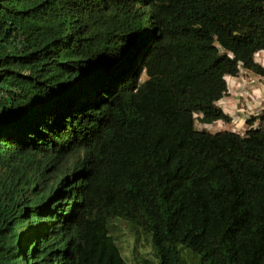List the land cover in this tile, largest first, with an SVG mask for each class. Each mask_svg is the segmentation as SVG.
<instances>
[{
    "label": "trees",
    "instance_id": "1",
    "mask_svg": "<svg viewBox=\"0 0 264 264\" xmlns=\"http://www.w3.org/2000/svg\"><path fill=\"white\" fill-rule=\"evenodd\" d=\"M261 52L264 0H0V264H127L120 222L157 264H264V113L196 127Z\"/></svg>",
    "mask_w": 264,
    "mask_h": 264
},
{
    "label": "rangeland",
    "instance_id": "2",
    "mask_svg": "<svg viewBox=\"0 0 264 264\" xmlns=\"http://www.w3.org/2000/svg\"><path fill=\"white\" fill-rule=\"evenodd\" d=\"M255 59L264 69V56ZM227 82L229 91L218 103V108L230 121L207 126L197 122L198 131H206L213 135L232 132L245 136L251 129L260 128L261 123L257 122L250 126L249 122L264 113V77L242 70L237 77H230ZM112 234L127 264H142L144 261L158 263L151 239L143 235L137 236L127 223L113 225Z\"/></svg>",
    "mask_w": 264,
    "mask_h": 264
},
{
    "label": "built area",
    "instance_id": "3",
    "mask_svg": "<svg viewBox=\"0 0 264 264\" xmlns=\"http://www.w3.org/2000/svg\"><path fill=\"white\" fill-rule=\"evenodd\" d=\"M264 56V52H261V53H258L256 56H255V58H258L259 56ZM228 79H230V78H228ZM228 79H227V81H228ZM199 116H196V118H198Z\"/></svg>",
    "mask_w": 264,
    "mask_h": 264
}]
</instances>
